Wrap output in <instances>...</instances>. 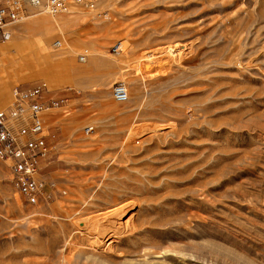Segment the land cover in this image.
<instances>
[{
    "label": "rangeland",
    "instance_id": "rangeland-1",
    "mask_svg": "<svg viewBox=\"0 0 264 264\" xmlns=\"http://www.w3.org/2000/svg\"><path fill=\"white\" fill-rule=\"evenodd\" d=\"M42 13L0 39V108L37 82L71 107L49 115V200L29 204L0 158V264H264V0ZM167 45L180 50L164 70L131 67ZM98 217L100 239L82 240Z\"/></svg>",
    "mask_w": 264,
    "mask_h": 264
},
{
    "label": "built area",
    "instance_id": "built-area-1",
    "mask_svg": "<svg viewBox=\"0 0 264 264\" xmlns=\"http://www.w3.org/2000/svg\"><path fill=\"white\" fill-rule=\"evenodd\" d=\"M98 0H0V39L9 40L13 26L28 19L32 13L46 11L58 15L78 6L94 9ZM62 47V39L54 41ZM88 51L79 55V60H87ZM48 87L45 82L32 85H18L12 89V101L0 108V158L11 168V183L31 205L49 200L50 192L42 174V161L52 150L49 138H54L48 128V117L55 109L67 113L71 107L66 96L46 99ZM81 94L80 89H76ZM113 97L118 102L129 99L128 85L118 81L113 85ZM92 126L86 127L89 134Z\"/></svg>",
    "mask_w": 264,
    "mask_h": 264
},
{
    "label": "bare ground",
    "instance_id": "bare-ground-1",
    "mask_svg": "<svg viewBox=\"0 0 264 264\" xmlns=\"http://www.w3.org/2000/svg\"><path fill=\"white\" fill-rule=\"evenodd\" d=\"M42 11L47 13L44 10H42ZM42 11L35 12L34 15H32V17L35 18L34 22L42 23L44 25V23H47L51 20L50 19L51 17L50 18L48 17L49 21H47V19L45 17H43ZM47 14H49V13H47ZM49 15L53 16L54 18H55V16H58V15H52V14H49ZM57 18L58 17H56V20H57ZM58 21L60 22L61 20L58 19ZM54 24L56 25L55 22H54ZM52 25H51V27H52ZM57 25H59V24H57ZM43 29L46 31V29L43 27L42 31H40L39 33H41L43 35L42 40H43V42H45L44 37L47 35V33ZM54 29H55V27H54ZM49 30H50V28H49ZM176 47H177L176 45L175 46L174 45H171V46L167 45L158 54L150 53V54L145 55L142 58L138 59L139 60V63H137L138 65L134 64L131 67L133 69L138 68V69H140L139 70L140 72L142 71V72L150 73L151 75L154 74L155 72L158 73L170 65L171 58L177 57V55H178L177 50L179 48L177 47L178 49H176ZM79 70H81V68ZM121 212H122V210H120L116 213H113L111 215L117 216V215H120ZM91 219H89L88 221H85V222L78 223L76 230H75L78 232L81 239L84 241H90L92 239L93 240L100 239V236L103 233V229L100 227L102 225L101 223L103 222V220H102L103 218L98 217V219H93V218H91Z\"/></svg>",
    "mask_w": 264,
    "mask_h": 264
},
{
    "label": "crops",
    "instance_id": "crops-1",
    "mask_svg": "<svg viewBox=\"0 0 264 264\" xmlns=\"http://www.w3.org/2000/svg\"><path fill=\"white\" fill-rule=\"evenodd\" d=\"M2 103L0 102V105H1ZM48 119H50V116L48 117Z\"/></svg>",
    "mask_w": 264,
    "mask_h": 264
}]
</instances>
